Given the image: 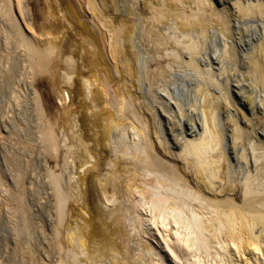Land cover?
<instances>
[{
    "label": "bare ground",
    "instance_id": "1",
    "mask_svg": "<svg viewBox=\"0 0 264 264\" xmlns=\"http://www.w3.org/2000/svg\"><path fill=\"white\" fill-rule=\"evenodd\" d=\"M53 1L51 16L83 25L70 0ZM1 2L40 77L48 159L83 171L66 190L53 171L54 264H235L264 253V0H86L98 38L85 40L84 60L25 21L23 0ZM104 34L117 88L98 68L111 61ZM98 147L109 149L104 174L87 168ZM146 224L161 248L142 236Z\"/></svg>",
    "mask_w": 264,
    "mask_h": 264
},
{
    "label": "rangeland",
    "instance_id": "2",
    "mask_svg": "<svg viewBox=\"0 0 264 264\" xmlns=\"http://www.w3.org/2000/svg\"><path fill=\"white\" fill-rule=\"evenodd\" d=\"M76 1L81 5V9L78 3L76 4ZM58 2L60 5H63V0H59ZM70 2L74 9H76L75 5L79 9L80 13L78 16L81 17L80 21L83 25L78 24L76 20H72L69 17L63 19L61 15L51 16L56 6L53 0H39L35 9L36 13L33 12V1L23 0V3L28 5L24 8V18L25 21L32 23L37 28L39 25H46L52 33L59 36L61 41L64 40L67 43L68 39L66 49L78 52L79 58L84 60L90 56L88 53V49L90 50V48L85 40L94 37L98 38L96 30L92 27V12L87 7L86 0H70ZM2 3L0 0V264H52L57 259L56 250L52 249L53 244H51V229L55 218L54 209L52 211L53 207L50 205V203L52 204L51 201H53V171L54 174L56 172V175L60 179L59 183L62 189L66 190L71 182L75 183L77 181L75 179H78V173H75V171L77 170V165H79V160L73 162L72 158L67 159L60 156L58 157L59 159H56L57 163L55 161L52 163L48 159L49 157L45 152L44 143L41 138L43 125L40 120L36 97L38 92L37 85L41 83L40 77L32 73L31 62L28 60L24 48L22 47V49L18 44L17 37L12 28V20H10L7 9ZM16 17L22 23L23 19L21 20L17 11ZM22 26L25 27L24 23H22ZM104 41L105 52L111 58L107 34H104ZM100 48L102 49L101 44ZM114 63L115 61L111 58V61L109 60L107 64L99 65L98 68L108 76L110 75L114 88H117L115 84L117 76L113 72ZM79 67L81 66L78 65ZM83 70L82 72L89 73L88 70ZM93 71L95 74L96 71L92 69ZM98 76L100 79L103 78V74ZM34 77L36 78L33 81L32 78ZM42 83L44 88L41 89V92L47 88L46 82L42 81ZM80 100H73L74 106L72 105L71 111L78 112L77 114L81 116V113H83V103ZM67 102L69 103V101ZM77 107L79 110H77ZM105 108L110 110L111 107L105 104ZM240 113L243 115L242 112ZM87 114L89 115V120L95 121L94 117L90 116V113ZM225 118L224 115V120ZM87 124H89V128ZM97 124H100V120L95 123L96 127ZM90 127H93L92 123L87 121L85 126L86 133L88 129L90 130ZM94 130H97V128ZM88 134L92 135L93 132L89 131ZM155 143L158 151L162 152L166 157L171 158L170 155L164 153V150L157 141ZM61 146L60 150L63 148L62 143ZM91 146L92 143L90 144ZM108 151V148L98 147L96 159H91L87 168H91L93 173L104 174L108 170V167L104 165V161L109 155ZM67 160L70 161L71 165ZM54 163H56V167ZM92 163H96V168L94 166L93 168L91 167ZM76 172L83 175L82 170H77ZM73 174L76 177L74 176V180H69ZM66 184L67 186H65ZM20 193L23 196L19 197L24 198V210L17 207V199H19L17 195ZM19 209L20 211H18ZM24 214H26L25 218L23 217ZM86 218H90L89 213L86 215ZM149 225L146 224L147 228L146 226L144 227V230L148 231L150 229L148 231L149 234L145 233L142 236L147 239L149 238L157 248H161L158 242L160 234L156 232L155 227ZM101 229V227L94 225L95 231ZM170 233L171 229L169 228V237H171ZM52 251L55 253L53 254ZM255 257L264 261V253L258 256L256 252L246 250L243 256L238 255L235 257V264H254Z\"/></svg>",
    "mask_w": 264,
    "mask_h": 264
}]
</instances>
